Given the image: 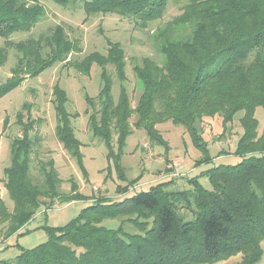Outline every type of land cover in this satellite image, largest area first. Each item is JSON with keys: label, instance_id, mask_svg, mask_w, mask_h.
I'll list each match as a JSON object with an SVG mask.
<instances>
[{"label": "trees", "instance_id": "obj_1", "mask_svg": "<svg viewBox=\"0 0 264 264\" xmlns=\"http://www.w3.org/2000/svg\"><path fill=\"white\" fill-rule=\"evenodd\" d=\"M67 6L80 3L86 14H116L135 25L159 19L168 0H51ZM181 20L192 23L185 39L161 37L163 64L143 58L132 68L140 84L134 107L124 86L125 58L120 44L107 41V52H92L80 61L68 58L80 52L77 39L56 25L49 34L0 48V66L7 49L17 59L0 98L54 64H63L79 74L100 70L96 98L86 97L88 128L101 140L107 159L122 179L120 156L133 127L142 129L151 144L166 142L157 126L170 121L183 127L201 157L195 165L211 162L206 142L197 125L220 118L225 126L235 116L242 134L232 155L236 164L211 167L188 179L189 190H169L171 181L157 183L145 192L123 200L102 197L91 201L62 227H44L47 239L24 249L2 264H215L240 255L238 264H257L264 240V130L258 137L255 112L264 111V0H184ZM44 15L38 0H0V38L29 32ZM68 60V61H67ZM110 68V71L109 69ZM114 81L119 92L114 101ZM52 106L54 136L63 150L81 164V143L71 127L66 93L55 84ZM28 105L15 115L19 134L10 142L11 162L4 169V188L12 202L8 211L0 198V239L17 233L39 211L54 209L84 197L70 179V192L59 191L61 180L53 160L42 161L39 148L41 121L32 117ZM6 121H4V126ZM114 148L116 151H114ZM205 176L210 189L199 178ZM118 195L124 194L116 188ZM127 217L136 233L119 225L106 228L105 221Z\"/></svg>", "mask_w": 264, "mask_h": 264}, {"label": "rangeland", "instance_id": "obj_2", "mask_svg": "<svg viewBox=\"0 0 264 264\" xmlns=\"http://www.w3.org/2000/svg\"><path fill=\"white\" fill-rule=\"evenodd\" d=\"M44 7V15L29 32H15L7 39L0 38V48L6 42L18 43L28 39L36 40L49 34L60 25L70 39H77L80 52L71 56L70 61H80L84 56L97 52L105 55L107 41L122 46L125 58L124 86L127 90L130 104L134 107L140 96V84L137 82L132 68L143 58H149L157 65L163 64L159 51L161 37L171 33V39H185L192 30V23L181 20L186 2L184 0H168L162 16L145 26L135 25L121 19L116 14H86L80 3H70L61 6L51 0H38ZM17 54L14 48L7 49V58L0 66V85L6 83L10 71L14 67ZM67 60V61H68ZM110 71V68H108ZM100 70L93 66L89 75L79 74L71 67L54 64L37 77L25 81L13 91L0 98V198L8 211L12 210L4 188V169L9 167L10 142L19 134L15 115L23 112L27 104L33 118L41 121L38 131L42 138L39 148V158L42 161L53 160L61 184L59 191L70 192V179L77 185L78 192L84 197L70 203L56 206L54 209L39 211L33 219L17 233L0 239V264L13 259L19 248L30 249L47 239L44 227H62L74 219L79 212L89 206L91 201L102 197L111 200H123L136 193L147 191L157 183L171 181L169 190H189L188 179L199 177L205 170L221 164H236L239 158L232 155L238 138L242 134L238 120L242 113L236 115L231 124L225 126L220 118L206 119L197 125V130L206 142L211 162L195 165L201 152L193 146L186 130L170 121L157 126L162 144H151L142 129L133 127L136 117L129 119L131 133L125 139L120 156L122 179L118 177L115 166L107 159V150L101 140L92 136L88 128L90 109L86 97L96 98L100 90ZM55 84L66 93V109L71 115V127L77 140L81 143V164L71 158L54 136L56 125L52 100V89ZM119 83L114 81L112 97L116 101ZM23 108V109H22ZM24 113V112H23ZM258 121V137L264 130V111L258 108L255 112ZM4 121L6 124L4 126ZM114 151L116 149L114 148ZM199 183L207 190L210 183L205 176L199 178ZM124 194L118 195L116 188ZM127 217L118 220L105 221L106 228L116 229L119 225L129 234L136 233V228L127 221ZM0 225V237L2 233ZM262 257L257 264H264V240L261 243ZM241 256L231 257L215 264H238Z\"/></svg>", "mask_w": 264, "mask_h": 264}]
</instances>
